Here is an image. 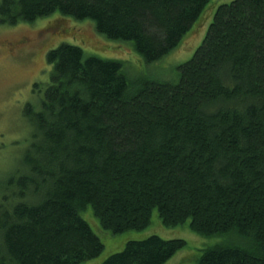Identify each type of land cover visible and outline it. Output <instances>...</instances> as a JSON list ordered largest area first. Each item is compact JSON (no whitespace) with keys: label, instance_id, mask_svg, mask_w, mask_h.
I'll use <instances>...</instances> for the list:
<instances>
[{"label":"trees","instance_id":"obj_1","mask_svg":"<svg viewBox=\"0 0 264 264\" xmlns=\"http://www.w3.org/2000/svg\"><path fill=\"white\" fill-rule=\"evenodd\" d=\"M213 0H1L0 26L91 21L152 65L177 49ZM179 81L129 84L121 61L62 43L40 109L24 114L31 143L0 179V264H83L112 235L166 228L235 236L196 264H264V0L218 7ZM40 85L33 90L40 91ZM102 264H166L180 239L130 241Z\"/></svg>","mask_w":264,"mask_h":264},{"label":"rangeland","instance_id":"obj_2","mask_svg":"<svg viewBox=\"0 0 264 264\" xmlns=\"http://www.w3.org/2000/svg\"><path fill=\"white\" fill-rule=\"evenodd\" d=\"M232 1H211L181 45L152 65L145 63L130 42H114L98 34L91 21L78 22L52 16L40 19L35 24L0 26V179L21 169V157L31 143L33 131L24 110L30 104L36 111L40 109V101L50 83L52 67L48 66L46 56L50 50L64 43L81 48L86 56L121 61L130 85L142 81L176 83L179 81L178 67L187 63L202 44L218 7ZM36 84L40 85V91L33 90ZM82 217L105 246L99 258L83 264H102L108 256L123 251L126 243L145 240L150 236L187 242V247L177 252L166 264H196L206 249L231 242L240 244L241 241L229 235L204 238L191 231L188 224L166 228L157 211L147 229L115 236L102 230L91 208L82 212Z\"/></svg>","mask_w":264,"mask_h":264},{"label":"flooded vegetation","instance_id":"obj_3","mask_svg":"<svg viewBox=\"0 0 264 264\" xmlns=\"http://www.w3.org/2000/svg\"><path fill=\"white\" fill-rule=\"evenodd\" d=\"M7 46H9V44H7ZM10 46H12V44H10Z\"/></svg>","mask_w":264,"mask_h":264}]
</instances>
